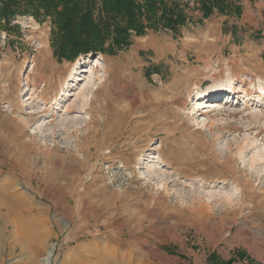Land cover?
Returning <instances> with one entry per match:
<instances>
[{"label":"rangeland","instance_id":"374dc122","mask_svg":"<svg viewBox=\"0 0 264 264\" xmlns=\"http://www.w3.org/2000/svg\"><path fill=\"white\" fill-rule=\"evenodd\" d=\"M185 1L180 32L74 61L50 18L0 30V264H264V0Z\"/></svg>","mask_w":264,"mask_h":264},{"label":"trees","instance_id":"16d2710c","mask_svg":"<svg viewBox=\"0 0 264 264\" xmlns=\"http://www.w3.org/2000/svg\"><path fill=\"white\" fill-rule=\"evenodd\" d=\"M185 0H0V30L11 29L19 16L31 15L40 22L50 18L54 55L74 61L78 56L115 53L129 46L131 36L148 30L180 32L191 19ZM202 19L214 13L241 14L238 0H194ZM168 252L172 250L166 249ZM208 264H258L245 251L225 259L216 251Z\"/></svg>","mask_w":264,"mask_h":264},{"label":"bare ground","instance_id":"6f19581e","mask_svg":"<svg viewBox=\"0 0 264 264\" xmlns=\"http://www.w3.org/2000/svg\"><path fill=\"white\" fill-rule=\"evenodd\" d=\"M229 87V86H228ZM227 87V88H228ZM218 89V88H217ZM216 88L214 89L215 91L217 90ZM220 90V89H219ZM214 91V92H215ZM205 97V96H204ZM208 103H210V106H213V105H216V103H218L216 100H214V101H207ZM8 207L13 211H15V209H18V206L15 204V203H13V204H8ZM10 210V211H11ZM13 211V212H14ZM17 212V211H16ZM24 221V220H23ZM51 249L52 248H50L49 249V251H48V254H47V256L43 259V264H50V254H51Z\"/></svg>","mask_w":264,"mask_h":264},{"label":"water","instance_id":"95a60500","mask_svg":"<svg viewBox=\"0 0 264 264\" xmlns=\"http://www.w3.org/2000/svg\"><path fill=\"white\" fill-rule=\"evenodd\" d=\"M54 249H55V247H52V249H51V254H50V261H51V259H52V256H53V253H54Z\"/></svg>","mask_w":264,"mask_h":264}]
</instances>
